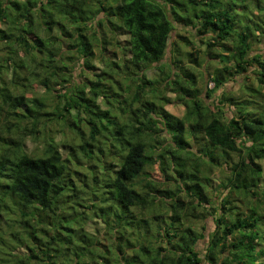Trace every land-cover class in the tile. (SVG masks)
Instances as JSON below:
<instances>
[{
  "label": "trees",
  "instance_id": "trees-1",
  "mask_svg": "<svg viewBox=\"0 0 264 264\" xmlns=\"http://www.w3.org/2000/svg\"><path fill=\"white\" fill-rule=\"evenodd\" d=\"M10 1H0L5 54L0 61V264H98L103 256L97 239L82 236L68 220L79 207L92 214L93 201H108L114 210L121 204L131 231L141 232L150 222L160 225L154 232L157 249L143 257L137 252L146 243L139 249L121 236L129 232L111 227L109 234L133 254L120 252V264H259L264 229L263 224L257 228V216L264 219V209L244 201L242 192L255 198L264 180L258 163L264 159V106L255 108L264 98V56H251L264 40V0ZM179 25L195 30L204 51L182 34L180 41H171ZM120 31L128 36L126 47L110 39ZM114 45L123 52L120 62L105 63V52ZM168 52L171 58L164 62ZM75 54L83 62L80 76L95 68L98 57L107 70L83 83L70 75L69 82ZM211 60L220 65L210 76L214 87L200 88L199 68ZM155 65L159 76L151 80L146 72ZM251 68L258 86L244 83L240 89L249 99L238 101L233 93L216 97ZM34 82L48 93L68 82L52 112L44 100L23 95ZM174 102L185 107L182 118L166 109ZM226 105L234 110L232 117L226 116ZM53 117L67 128L65 138L76 135L70 153L65 157L50 140L42 154H28L26 139L44 136ZM154 159L161 180L145 171ZM78 167L90 172L91 182ZM215 179L214 190L227 193H219L216 228L202 253L198 243L205 235L194 225L215 210L210 194ZM236 200L244 212L236 211ZM163 205L171 214H164ZM108 221H101L107 232Z\"/></svg>",
  "mask_w": 264,
  "mask_h": 264
},
{
  "label": "rangeland",
  "instance_id": "rangeland-1",
  "mask_svg": "<svg viewBox=\"0 0 264 264\" xmlns=\"http://www.w3.org/2000/svg\"><path fill=\"white\" fill-rule=\"evenodd\" d=\"M1 1V0H0ZM13 1V0H11ZM10 1V2H11ZM17 1H23V0H17ZM254 6H252V10L253 13H256L257 15V8L255 7L256 4H253ZM233 6V5H232ZM263 6H264V2H263ZM234 7V6H233ZM230 9V8H229ZM243 11V9H239V12ZM257 18V17H256ZM263 18H264V14H263ZM253 19V18H252ZM1 28H4V25L1 26ZM100 29H98L97 31H99ZM118 35L111 37V41H113V43L115 44H119V46L121 47H126L127 45V40H128V36L126 34H123V31H120L119 33H117ZM179 34H182L186 37H188L191 41H193V43L195 44L196 47H198L199 49L202 48L203 51L205 49L204 45L201 44V37H198L196 35L195 30H193L192 28H187L184 26H176V30L173 32L172 34V38L171 41H180L181 39L178 37ZM118 45H114L108 48V50H106L105 52V63H107L106 61H111V62H120V58L123 54L122 50H120V48L117 47ZM65 49H67L68 47L65 44ZM1 48V47H0ZM96 53L97 55H99L98 52V48H96ZM256 54H261L264 56V40H262V42L260 43H256V45L254 46V51L252 53L251 56H255ZM4 52L0 49V61L3 60L4 58ZM76 55V54H75ZM170 53L168 54V56L166 57V60L164 62H167V60H170ZM104 63V61L98 57L96 61H94L93 66L95 67L93 70H91L90 72H86L85 77L80 76V66H82L83 62L81 60H79L77 58H74L72 60V63L70 65V73L67 74V81L70 82L71 80V76H73L72 81H74L75 83H83V82H87V77L89 79H93L94 80V75L95 74H99L101 72H104L107 70L106 64ZM202 68L199 70L202 71ZM204 72H203V77H199L198 78V87L200 88H205L206 83H207V87L209 89H212L214 87V84L209 82L210 81V76H211V65L205 64L204 66ZM12 71H10L9 73L6 74V80L9 81L12 79ZM252 72H254V69L251 68L249 70V72H247L246 74H243L241 76H237L235 79H233L232 81L226 83L223 88L219 91L216 92V97L221 96L222 93H226L227 95H233L234 96H238L235 97L236 100L238 101H244L246 99H249L248 97H243L240 93V89L242 88L241 86H244V83H247L248 85H252L257 87L258 83L257 81L252 77ZM202 73V72H201ZM89 74V75H87ZM146 76L153 80V79H158L159 76V71L158 68L155 66H153L150 70H148L146 72ZM246 77H250L249 80L246 81ZM21 83V82H20ZM74 83V84H75ZM30 85V83H28ZM68 82L64 85H56L55 87H53V92L52 93H48L46 91V89L43 86H40L37 82L32 83L30 86H27V88H25V93L23 94L26 98H39L41 100H44V102L49 106L48 111L52 112L54 107L58 106L59 103L61 102V100L59 98H57L56 96L58 94H62L65 92L64 87L63 86H67ZM16 91L19 93L20 90L19 88L16 89ZM247 92V91H245ZM233 93V94H232ZM248 95H250L249 93H247ZM170 99H175V95L173 93H170L169 95ZM256 102V98L252 97L251 101ZM63 101V100H62ZM214 101V98H213ZM259 106L255 107L256 109L261 108L264 106V98L261 99H257ZM99 103L100 100H99ZM210 104H212V101H209ZM102 104V103H101ZM254 105H251L248 107V109L254 111L255 108L253 107ZM62 107V104H61ZM166 109L173 115H175L176 117H180L182 118L185 114V107L183 105H181L178 102H174V104H170L166 106ZM225 110H226V116L228 117H232L233 116V112L232 108L229 107V105L225 106ZM254 112L252 114L251 117H253ZM86 129V128H85ZM63 131H65V134H69L67 132V128L64 126L63 122L59 119H56V117H53L52 122H47V128L45 131V135L44 136H30V138L26 139V146L24 147V150L30 154V155H39L42 154L44 146L46 144L47 141L53 140L54 142L58 143L60 146V150L62 152V154L66 157V155H68L70 153V148L69 145L73 143V140L75 138V134H70L71 137L69 139L65 138V134L63 133ZM87 131V133L89 132L87 129L85 130ZM160 138L163 140H167L169 138L168 135L166 134H160ZM86 141H89L88 138V134L85 136ZM80 142H76V144H79ZM193 142H191L192 144ZM212 150H214L213 148H211ZM209 149L207 148L206 151H208ZM81 155H76V157L80 158ZM231 160L233 161H237L238 157L234 156ZM258 163L262 166L263 170H264V159L263 160H259ZM86 162L81 160V164L80 165H85ZM83 167V166H82ZM78 171H81L83 174H86V176H90V172L85 171V169H82L80 167H78L77 169ZM146 172H148L151 177L153 179L156 180H161V174H160V169H159V164L158 161H155V159L146 166L145 169ZM218 174L216 175V177L218 175H220L222 177V173L217 172ZM173 179L175 180V175H173ZM264 178V175L262 176ZM262 180V178H261ZM91 182V176L89 177V181L87 183ZM173 181L170 180L169 183H167V185L172 186ZM204 187H206V182H203L202 184ZM218 185V181L215 179L214 182L212 183L211 188L213 189L211 191V198L213 201H215L214 203H216V205H214L215 210H212V212L206 214V218H204L203 220L199 221L197 224H195V229L198 230L199 232L203 233L205 235V238L200 240L198 243V250H200L202 253H204L207 249L208 246V242L210 239V236L213 234V232L215 231L216 225H215V218L218 217L217 213L215 214L214 211L219 210L218 208H220V199L219 196L221 194H219L220 192L222 194V196L226 195L227 192L223 191V190H219L218 191L214 190V188H216ZM80 189L83 191H88V189H86L84 186H81ZM258 189L260 190V193L258 191L255 192V195H257L255 198L253 197H248V195H246V193L242 192V196L244 197L243 200H251L252 203H255V205L257 204L258 207H263L262 209H264V202L259 203V201H264V180L263 182H261V184H259ZM208 191V190H207ZM260 194V195H259ZM85 201L87 200V202H90L88 199V196L84 198ZM258 200V201H257ZM85 201L83 203H85ZM168 203V202H167ZM87 205V203H85ZM243 203H240V200H236L235 205L236 207H238L236 209V211H241L244 212L245 211V207L242 205ZM90 208L92 210V214L95 215V213L97 214V216L99 217L100 221L91 214V212L88 211L87 208L85 207H79L78 208V215H72L71 218H68V220H72V223L70 224L69 227H71L72 229H74L75 231H79L80 234L83 236L86 234V236H90V235H94V239H97V241L99 242V244L97 245V252L99 253V258L101 257V255L103 256V259H99L98 260V264H120V260H119V254L120 252H122L124 250V246L121 245H126L125 242L122 243V241H117L116 238L114 236L111 235V233L109 234V232L112 231V228H114V230L118 231L120 229L122 230H126L127 234L121 235V236H126L124 237L125 239H130L133 240V244H137L136 247H138L140 249V245L143 244L142 242L146 243V249L144 250H140V252L137 253H141V257H143V253L146 252L148 253L149 251H153L154 249H157V243H158V238L156 237V234L154 233L155 230L158 228L157 226L158 223H149L147 227H145L141 232H147L148 230H150L151 232H149V234L144 235V233L141 234V232L139 231L138 228H134L133 231L130 230V228L128 227L129 225V219L128 217H126L124 215L125 211H124V207L119 204L115 206V210L112 209V205H110V203L107 202H99L96 203L93 201L92 203H90ZM115 211V212H114ZM154 212H156V209H153ZM162 211L164 212V214L166 215L167 213L171 214V210L169 207L163 205L162 206ZM212 214V215H211ZM264 214V213H263ZM117 216V218H115L114 216ZM74 216V217H73ZM260 219L258 220L259 222L257 223V228L263 224V229H264V219H261V216L259 214ZM256 217V218H257ZM109 218H111V226L109 227V231L107 232V229L105 228V226L102 224L101 221H108ZM263 220V221H262ZM118 221L120 223H118ZM109 222V221H108ZM112 227V228H111ZM146 236V238H145ZM261 240V239H260ZM262 244L264 248V240L262 238ZM86 245V244H85ZM85 245H83V249L81 251L85 250ZM161 247H164V244H161ZM55 248V247H54ZM260 248V247H259ZM91 249H94L91 248ZM125 252H127V257H131L133 256L132 252L129 250H124ZM75 258V257H72ZM259 264H264V257H260L258 260Z\"/></svg>",
  "mask_w": 264,
  "mask_h": 264
},
{
  "label": "crops",
  "instance_id": "crops-1",
  "mask_svg": "<svg viewBox=\"0 0 264 264\" xmlns=\"http://www.w3.org/2000/svg\"><path fill=\"white\" fill-rule=\"evenodd\" d=\"M168 54H169V52H168ZM168 54H167V56H168ZM166 56V57H167ZM170 57H171V55H170ZM209 63V65H211V72H213L216 68H218V67H220V65L217 63V61L216 60H211V61H207V62H205L204 64H203V69H204V66H205V64H208ZM202 69V73L204 72V70ZM201 73V74H202ZM203 75V74H202ZM204 76V75H203Z\"/></svg>",
  "mask_w": 264,
  "mask_h": 264
}]
</instances>
